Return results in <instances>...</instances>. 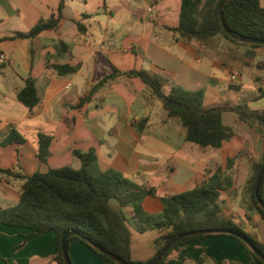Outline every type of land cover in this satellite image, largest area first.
I'll use <instances>...</instances> for the list:
<instances>
[{"label":"crops","instance_id":"obj_1","mask_svg":"<svg viewBox=\"0 0 264 264\" xmlns=\"http://www.w3.org/2000/svg\"><path fill=\"white\" fill-rule=\"evenodd\" d=\"M181 3L67 0L55 30L22 39L15 34L29 32L51 17L59 0H0V56L6 57L0 59V143L12 131L26 140L22 145H0V169L25 175L64 166L79 169L81 161L74 153L95 150L101 171L115 169L164 196L192 189L218 168L225 169L229 156L241 153L232 169V186L221 194L220 203L226 218L264 246V220L258 210H248L244 194L263 139L236 113L224 112L222 117L224 125L236 131L234 139L219 150L204 151L185 140L180 121L168 116L140 79L121 77L92 93L114 70H143L184 90L202 91L207 106L228 101L264 110V47L224 38L206 50L184 43L171 30L178 25ZM261 3L264 6V0ZM60 40L68 47L64 54L56 48ZM64 65L78 69L58 74L54 66ZM29 78L40 97L32 111L18 100ZM39 134L52 137L48 164L37 157ZM21 184L0 172V208L18 204ZM145 207L162 211L152 199ZM129 230L132 260L148 262L163 231L150 229L146 232L150 237L142 239L145 232L137 231L133 221ZM27 233L0 225V264H57L55 236L45 233L24 242ZM69 254L73 264H107L76 240L70 243ZM201 258V264H258L228 236L184 245L167 264H199Z\"/></svg>","mask_w":264,"mask_h":264},{"label":"trees","instance_id":"obj_2","mask_svg":"<svg viewBox=\"0 0 264 264\" xmlns=\"http://www.w3.org/2000/svg\"><path fill=\"white\" fill-rule=\"evenodd\" d=\"M66 1L59 0L57 12L48 19L40 20L29 32L16 33L15 38L32 39L44 32L55 30L62 19L61 14ZM223 1L182 0L178 25L171 30L178 34L181 41L193 44L199 50L213 49L219 38L235 44L264 47L240 42L235 38L245 36L264 40V6L261 0H226L222 6V13L228 32L225 31L220 17ZM78 25L85 29L81 24ZM56 48L60 54L68 50L67 45L61 40L56 44ZM54 69L58 74L64 75L77 71L78 67L64 65L54 66ZM121 77L140 79L162 103L168 116L180 121L186 131L185 140L201 150H219L234 139L236 131L223 123L224 112L236 113L241 122L260 135L263 139L262 151L252 165L244 194L248 210H258L264 220V210L255 197L257 178L264 164V110L254 111L245 103L233 104L228 101L207 106L202 91L184 90L161 75L143 70L130 72L114 70L94 86L92 93ZM18 100L29 111L38 105L40 97L34 80L29 78L26 81L25 87L18 94ZM25 142L22 136L12 131L0 145H22ZM51 143V136L39 134L37 157L44 164H48ZM74 155L81 161L79 169L64 166L49 168L45 173L35 172L32 175L0 169L1 173L11 175L22 182L18 204L14 207L0 208V225L27 230L28 233L23 236L24 242L41 234H53L57 248L54 260L57 264H66L61 244L65 232L78 234L68 238V252L70 243L76 240L89 247L107 264L118 263L102 254L92 244L102 247L129 264H149L174 238L205 229H223L232 233L184 237L172 245L159 264H167L172 255L179 252L184 245L192 242L203 243L209 238L221 236L237 240L251 260L264 264L239 235L264 254L263 244L235 221L226 218L220 203L221 194L232 186V169L242 156L241 153L229 156L225 169L218 168L192 189L164 196H158L154 188L139 184L115 169L101 171L95 150L87 153L75 152ZM263 187L264 176L259 191L264 201ZM148 199L155 200L161 205V213L146 209L145 203ZM246 217L250 222L251 217L248 214ZM130 220L139 232L143 233L150 229L163 231L155 241L154 257L146 263L132 260ZM201 252L204 253V249L201 248ZM202 262L201 258L199 264ZM71 263L73 264L72 260Z\"/></svg>","mask_w":264,"mask_h":264},{"label":"water","instance_id":"obj_3","mask_svg":"<svg viewBox=\"0 0 264 264\" xmlns=\"http://www.w3.org/2000/svg\"><path fill=\"white\" fill-rule=\"evenodd\" d=\"M226 2V0L223 1V3L221 4L220 7V17H221V22L223 24V27L225 29V31L228 32V27L225 24L224 18H223V13H222V6L223 4ZM235 38L237 40H239L240 42H244V43H248V44H257V45H264V40H259V39H255V38H249V37H245V36H235ZM264 176V164L259 172L258 178H257V182H256V186H255V197L257 202L259 203V205L261 206V208L264 210V201L262 200L261 196H260V186L262 183V179ZM232 232L228 231V230H223V229H205V230H201V231H192L189 233H185L182 234L176 238H174L173 240H171L161 251V253L156 257V259L149 264H159L162 260V258L165 256V254L169 251V249L172 247V245H174L176 242H178L179 240L183 239L184 237L187 236H194V235H199V234H230ZM71 235H78L76 232H65L62 235L61 238V244H62V254H63V258L66 264H72L70 257H69V252L67 249V240ZM239 238H241L249 247L250 249L254 252V254L261 260L264 262V254L261 253L251 242H249L246 238L242 237L239 235ZM94 246V248H96L98 251H100L102 254H104L105 256H107L108 258L112 259L114 262L118 263V264H129L123 260H121L119 257H117L116 255L110 253L109 251L103 249L102 247L92 244Z\"/></svg>","mask_w":264,"mask_h":264},{"label":"rangeland","instance_id":"obj_4","mask_svg":"<svg viewBox=\"0 0 264 264\" xmlns=\"http://www.w3.org/2000/svg\"><path fill=\"white\" fill-rule=\"evenodd\" d=\"M35 168H38V165H35ZM137 229V228H136ZM138 231V230H137ZM146 232H150V230H147V231H145V233L144 234H140L141 236V238L142 239H147V238H149L150 236L148 235L149 233H146ZM140 263H143V262H140Z\"/></svg>","mask_w":264,"mask_h":264},{"label":"built area","instance_id":"obj_5","mask_svg":"<svg viewBox=\"0 0 264 264\" xmlns=\"http://www.w3.org/2000/svg\"><path fill=\"white\" fill-rule=\"evenodd\" d=\"M0 59L4 61L6 59V57L4 55H1Z\"/></svg>","mask_w":264,"mask_h":264}]
</instances>
